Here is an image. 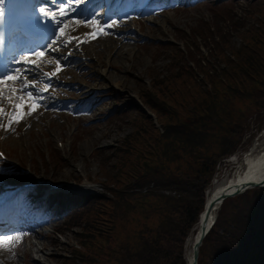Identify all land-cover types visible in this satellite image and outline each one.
Wrapping results in <instances>:
<instances>
[{
	"label": "rangeland",
	"instance_id": "obj_1",
	"mask_svg": "<svg viewBox=\"0 0 264 264\" xmlns=\"http://www.w3.org/2000/svg\"><path fill=\"white\" fill-rule=\"evenodd\" d=\"M231 1L233 0H193L191 4H174L152 11L156 13V17L155 15L150 16V20H148L150 14L148 16L138 14L131 16L135 22L127 26L133 32L123 35L128 36L131 44L123 47V55L117 60L110 58L114 55L111 45L117 42L113 41L112 37L118 40L122 37L119 36L122 35L120 33L125 29L120 28L122 29L120 33L108 31L110 34H105L107 37L99 36L97 38L98 36H96L91 40L88 38L81 42L82 44L78 46L76 53L78 54V51L83 47H87L90 51H87L88 55L86 53L85 55H78L81 63L75 60L76 63L72 64L71 71L67 72L66 75L63 72L59 74L67 79L56 78V82L54 79H50L48 84L43 82V85L55 83V85L63 86L56 84L62 81L64 85L70 88L73 83L74 86H71V91L76 88L86 93V101L95 100L92 107H86L89 102L84 104L71 103L78 108L76 112H73V110L68 111V106H60L59 102H57L59 106L53 108L50 106V99H48L44 102L43 107L37 106V113L33 112L31 115H27L28 109L25 108L24 118L18 124L14 123L11 130H8L7 125L4 124H8V118L12 112H10L8 101L0 100V106H4L7 113L6 116L0 117V125H2L0 128L3 130L0 131V149L8 160V162L0 164V188H10L11 183L7 180L6 174L14 169V164L20 165L23 170L28 168L30 173L35 174L36 177L44 175L53 179L54 183L62 185L63 193L71 195L84 190L90 194L99 193L109 196L110 193L105 189V186L114 190L121 187L123 183H127L128 165L131 162L138 165V160L117 158L118 155L124 154L122 151L117 153L118 149L122 150L124 137L130 133L138 132L137 137L132 141V146H134L141 141L148 144L150 134H155L151 131L152 126L162 132L155 115L141 103L140 90L154 92V85L159 84L160 90L169 96L167 102L172 106V109H167L170 113L164 118V120H169L174 116L172 110L175 111L179 103L182 105L196 104L195 102L201 96H197V88L202 91L205 90V87L202 86L206 82L203 70H207V50L203 42L199 41L196 47L199 49L197 51L193 47V38H191L203 22L211 23L214 21V15L226 16L235 13L241 18L245 17V28H263L260 23L264 18V7L256 13L249 11L252 7L245 0ZM220 2L230 3L220 9H214V4ZM146 6L144 8L150 9ZM240 41L242 40L238 35L232 39L235 46H238ZM170 45L180 48L181 53L185 56L183 61L182 59L174 61L175 50H172L171 54L167 53L166 47ZM66 50H71V46ZM97 51L98 55L95 53ZM68 57L71 58L70 55ZM57 59L59 64L65 63V60ZM111 62H113L112 67ZM178 66L181 67L179 71L175 69ZM55 68L56 66L52 69ZM192 76L196 78V86ZM51 90L52 93L61 95L56 89ZM261 91L256 95L258 104L245 101L238 104L237 107L235 106L239 112L244 114L243 126L237 136L238 146L234 153L223 158L217 164L213 179L206 190V198L211 189H214L215 181H222L225 177L232 175L236 163L242 159L244 153L246 154L253 147L257 153L264 149V89ZM91 95L92 98H90ZM43 96L49 97L51 94L46 93ZM62 97L56 96L54 100L58 101ZM67 97L69 96L67 95ZM87 98L90 99L87 100ZM162 98L160 96L159 100ZM114 102H117V107L114 106ZM1 103L5 104L1 105ZM137 104L145 108L144 114L149 117L148 120L134 112V109L138 107ZM49 107L52 109L45 111L49 110ZM113 108L128 112L124 115L117 114L118 118L108 117ZM59 109L68 111L70 117ZM177 111L180 116H183L182 108H178ZM73 114L75 118L71 117ZM149 114L153 118L148 116ZM35 116L37 117L34 118ZM239 118L238 114L235 115L233 122ZM161 120L163 121L162 118ZM259 125H261L260 131L257 130ZM143 128L149 132L145 134ZM115 152L117 153L116 156L114 155ZM123 162L127 164L122 165ZM177 164L182 166V170H187L183 167L185 162ZM175 166L176 163L171 164L172 169H175ZM77 205L75 202L68 203L62 207L63 210L59 208L57 213H54L56 204L46 206L44 214L47 218L42 221L39 220V222L46 224L36 228L37 231L43 233V236L34 238L31 236V232H27L21 246L14 247L13 250L9 251L0 250V254H3L6 260L13 255L8 261L3 259L0 264H36L32 259L33 254L37 256V248L34 245L32 250L25 247L31 242L43 243V252L39 254L42 255V264H96L89 263L87 260L82 262L76 251L81 250L83 252L90 240L94 242H101V240L91 238L88 235L89 232L85 234L86 231L82 228L84 221L73 222L69 218L70 224L65 223L66 215L70 213L71 208L78 209ZM104 205L98 207L96 211H109L113 214V205L110 203ZM43 207L44 200L41 201L35 214L40 215L42 213L40 209ZM119 209L120 207L115 211H119ZM218 210H215L214 213L215 221ZM51 213L55 216L48 218ZM138 218L142 223V216H137V214H131L128 222L118 216V220L115 221V224H118L117 233L124 236L128 229L138 230V222L136 221ZM98 221L102 223L97 224L98 231L91 233L102 232L104 234L112 231L114 223L111 224L109 215L101 216L100 213ZM120 224H127L129 227H125L123 230ZM198 228H200V217L192 229L193 232L191 231L185 240L184 256L187 258V264H189L188 256L192 257V245L199 232ZM101 236L105 238V236ZM190 241L191 244H189ZM96 252L97 250H94L89 254ZM99 264H103V262Z\"/></svg>",
	"mask_w": 264,
	"mask_h": 264
},
{
	"label": "trees",
	"instance_id": "obj_2",
	"mask_svg": "<svg viewBox=\"0 0 264 264\" xmlns=\"http://www.w3.org/2000/svg\"><path fill=\"white\" fill-rule=\"evenodd\" d=\"M245 1L252 7L251 12L257 13L264 7V0ZM227 3L230 2L216 3L214 9ZM245 25V17L235 13L214 15V21L203 22L192 35L193 47L198 51L199 41L203 42L208 60L207 70H203L205 90L197 88V96H201L196 104L179 103L176 110H172L174 116L164 120L170 113L167 109H172L167 102L169 96L160 90L159 84L154 85V92L140 90L141 103L155 115L162 132L151 125L155 134L149 133L148 144L141 141L134 146L132 141L138 132L124 137L122 150H117L124 154L117 158L137 159L138 165L129 163L128 182L121 187L113 190L105 186L109 196L97 193L67 198L78 204V209H71L65 223L70 224L69 218L73 222L84 221L85 234L89 232L91 238L101 240H90L83 252L75 249L82 262L187 264L185 240L204 209L205 191L217 164L238 146L237 136L244 114L235 106L245 101L258 104L256 95L264 89V18L260 23L263 28L249 29ZM236 35L242 40L238 46L232 42ZM172 50H175L174 61L185 59L180 48L166 47L167 53L171 54ZM175 69L179 71L181 67ZM192 79L196 86V78L192 76ZM178 108L183 109V116L179 115ZM127 112L115 108L112 118ZM134 112L149 119L139 107ZM237 114L240 118L233 122ZM257 130H261V125ZM143 132L149 131L143 128ZM181 162H185L183 167L187 170L177 164ZM172 163H176L175 169L171 168ZM61 198L64 199L61 196L57 202L62 205L65 200ZM106 203L113 205V214L96 211ZM118 207L119 211H115ZM100 213L109 215L114 227L104 234H93L91 232L98 231L97 224H102L98 221ZM131 214L143 218L142 223L140 218L136 220L138 230L128 229L124 236L118 234V224H115L118 216L128 222ZM120 226L123 230L129 227ZM94 250L97 252L89 254ZM198 264H264V187L249 189L222 203L211 231L200 246Z\"/></svg>",
	"mask_w": 264,
	"mask_h": 264
},
{
	"label": "bare ground",
	"instance_id": "obj_3",
	"mask_svg": "<svg viewBox=\"0 0 264 264\" xmlns=\"http://www.w3.org/2000/svg\"><path fill=\"white\" fill-rule=\"evenodd\" d=\"M91 3H93L94 6L96 4H98L97 0H93V1L90 2V4ZM94 6H92V8ZM153 15H154V13H153ZM130 22H132V19H131ZM127 25H128L127 23H125V22L123 23L121 21H118V22H116L113 25V27L118 26L119 28H122L123 30L125 29V31H122L120 33L122 35H119V36H122V37L118 38V40L112 37L113 41H117L116 44H112L111 45V48L114 50V53H113L114 55L110 56V58H112L114 60L115 59L117 60V59L121 58L122 55H123V47H125L126 45H130L131 44L130 40L128 39V36H123V35H127V34H132L131 31H127V29H128ZM61 26H62V24H61ZM98 26H100V25H98L97 23H94L92 25H89L88 27L83 28V27H81L79 25L71 26V23L66 21V26L64 25V28L66 29V33H67V31L71 30L73 36L74 37L76 36V38L75 39L73 38L74 40H72L70 42L77 41V46H79V45L82 44L81 42H83L84 40L88 39L87 37H85V35H80L81 31H83V33L85 34L86 31H89L93 27H94L93 29L98 28ZM112 28H110V29L107 28V30L108 31H112ZM97 36H98L97 38H99L100 35L98 34ZM87 41H89V40H87ZM70 42H68V43L70 44ZM75 47H76V45H75ZM54 48H56V47H54ZM87 51H90V50H88L87 47H83L80 50V54L85 55V53H86V55H88ZM55 52H56L57 55L65 53V51L61 50V49H58V51H55ZM95 53H96V55H98V51L95 52ZM65 54H67V53H65ZM68 55L69 54H67V57H68ZM46 58H50V57H46ZM66 62H67L66 64H63V65L60 66L61 70L59 72H57V74H60L61 72H63L66 75L67 72L71 71L70 68H72L71 67L72 64L76 63L73 58H69V57H68ZM111 63H112L111 64V67H112L113 66V62H111ZM32 74L33 73L28 74L27 75V79H29V77ZM71 76H73V74H71ZM72 85H73V83H72ZM15 86L19 87L20 85H19V83H17ZM53 88L56 89L57 92L61 93L60 96H63L65 98L68 95L69 97H71V103H75V104L82 103V104H84L85 102H89V104L86 107H92L94 105V103H95L94 99L86 101V99H85L86 93L81 91V90H78L76 88H73L74 89L73 91H71V89L56 88L55 85H53L51 87V89H53ZM52 94H55V92L52 93ZM47 99L48 98L44 99L42 103L46 102ZM52 106H53V108H57L59 105H58L57 102H54V103H52ZM37 116H35L34 118H36ZM236 165H235L236 168H235V170H234V172L232 173L231 176L225 177L222 181L221 180L220 181H215L214 189H211V191L209 192V194H208V196L206 198L207 206H209L211 204V202L213 200H215L221 194H225V193L237 190L242 185H246V184H249V183L260 182L261 180H263L264 179V149L260 150L257 153L255 151V147H253L246 154L244 153L242 159L240 161H238L236 163ZM215 210L216 209H212V211L210 213V216H211L210 219L211 220H209V221H212V219H213L212 216L214 215ZM204 212L205 211L203 210L202 214L200 215V226H201V223H202L204 217L206 216V213H205V216H204ZM199 229L200 228H198V230ZM199 233H200V231L198 232L195 240L198 238ZM31 236L34 237V238H40L41 236H43V233L41 231H37L36 229H31ZM22 240H23V236H18L17 238H13L10 242H8V245H9L8 249L11 248V245H13V247L19 246ZM189 244H191V241L189 242ZM33 245L37 248L36 249L37 256H35L33 254L32 261L35 262L36 264H42L43 263L42 255L40 256L39 254L41 252H43V249H44L43 243L40 242V244H38L36 242H33V243L31 242L29 245H26L25 247H27V248L29 247V249L32 250V246ZM3 259L6 260L5 256L0 254V262ZM188 259H189V264H190L192 262V257L188 256Z\"/></svg>",
	"mask_w": 264,
	"mask_h": 264
},
{
	"label": "snow or ice",
	"instance_id": "obj_4",
	"mask_svg": "<svg viewBox=\"0 0 264 264\" xmlns=\"http://www.w3.org/2000/svg\"><path fill=\"white\" fill-rule=\"evenodd\" d=\"M86 0H66L64 6H62L58 11H46L45 7L41 6L38 11L43 14V17H51V22L58 29L61 24L66 26V22L61 18L69 16L72 11L76 8L71 7L75 3L76 7L80 4L85 3ZM5 0H0V28H2L6 23V9L4 7ZM98 14H94L92 19L95 20ZM115 21H110L106 25H101L100 28H112ZM91 35V34H89ZM60 37L53 39L49 45L46 46L45 50H34L31 52L23 53L10 61V67H5L4 74L0 75V100L6 99L10 105H12V115L8 118L7 129L11 130L14 123H19L25 116V108L28 109L27 115H31L37 110V106H42V102L46 99L42 95L46 91V88H38L35 82H29L27 75L33 73L34 71L38 73L39 64L38 59L45 55V51H58V48H54L53 45L57 43ZM72 38H69L65 43L70 42ZM6 45V36L3 32H0V52L4 51ZM71 55V53H69ZM35 57L36 59H33ZM49 63L56 64V70L51 73H44L49 79L55 78L57 72H59L60 64L59 61H49ZM19 83V87L15 85ZM33 90H35L36 95H33ZM4 108L0 107V117L6 116ZM2 126V125H0ZM3 154L0 153V157ZM13 238L11 236H0V246L7 244Z\"/></svg>",
	"mask_w": 264,
	"mask_h": 264
},
{
	"label": "water",
	"instance_id": "obj_5",
	"mask_svg": "<svg viewBox=\"0 0 264 264\" xmlns=\"http://www.w3.org/2000/svg\"><path fill=\"white\" fill-rule=\"evenodd\" d=\"M148 116L152 117L150 114ZM263 186H264V179L261 180L260 182L242 185L237 190L219 195L215 200H213L211 202V204L209 206H207V204H205L204 216H205V213H206V216L204 217V219L201 223V226L199 229V231H200L199 236L192 245V262L190 264H197L200 246H201L203 240L205 239V237L209 234L212 226L214 225L215 215L212 216L213 217L212 221H209V220H211L210 219V217H211L210 213H211L212 209L217 210L224 200H226L228 198H232L234 196H237V195L243 193L247 189L254 188V187H263Z\"/></svg>",
	"mask_w": 264,
	"mask_h": 264
}]
</instances>
